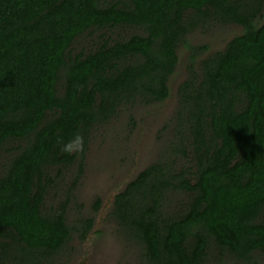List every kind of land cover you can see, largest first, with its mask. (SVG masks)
I'll list each match as a JSON object with an SVG mask.
<instances>
[{
  "label": "trees",
  "instance_id": "trees-1",
  "mask_svg": "<svg viewBox=\"0 0 264 264\" xmlns=\"http://www.w3.org/2000/svg\"><path fill=\"white\" fill-rule=\"evenodd\" d=\"M209 22L241 33L196 72L207 47L186 36ZM180 45L190 52L177 88L186 147L172 151L191 166L143 169L110 217L146 264L264 254V0H0V264H52L71 233L86 236L93 220L67 225L68 198L45 208L51 172L77 161L73 187L94 126L163 102ZM77 133L83 151L63 153L58 141Z\"/></svg>",
  "mask_w": 264,
  "mask_h": 264
},
{
  "label": "rangeland",
  "instance_id": "rangeland-1",
  "mask_svg": "<svg viewBox=\"0 0 264 264\" xmlns=\"http://www.w3.org/2000/svg\"><path fill=\"white\" fill-rule=\"evenodd\" d=\"M117 33L123 37L138 31L123 29ZM240 33L238 26L213 22L189 33L186 41L190 46L207 47L205 52L195 56L194 70L198 72L201 60L222 51L226 43ZM176 54L178 61L167 83L169 95L163 102L121 107L108 122L96 125L89 131L82 173L73 187L71 184L77 173V161L62 171L61 176L54 177L56 172H51L54 184L47 192L45 208H55L68 198L67 225L76 226L79 220L87 218L93 220L91 229L83 239L75 232L71 233L70 241L52 264H146L140 246L122 233L110 217V212L115 195L153 163L173 162L175 169L191 166L190 157L182 158L172 151H181L186 147L185 140L181 141L180 134L177 135L178 129L183 133L176 116L177 88L187 78L190 52L180 45ZM178 140L183 145L176 148ZM96 200H99V207L95 211ZM208 262L264 264V254H257L253 262L247 263L212 251Z\"/></svg>",
  "mask_w": 264,
  "mask_h": 264
},
{
  "label": "clouds",
  "instance_id": "clouds-1",
  "mask_svg": "<svg viewBox=\"0 0 264 264\" xmlns=\"http://www.w3.org/2000/svg\"><path fill=\"white\" fill-rule=\"evenodd\" d=\"M58 142L63 144V147L61 149L63 153L73 154L83 151V136L79 133L75 134L74 137L67 142Z\"/></svg>",
  "mask_w": 264,
  "mask_h": 264
}]
</instances>
